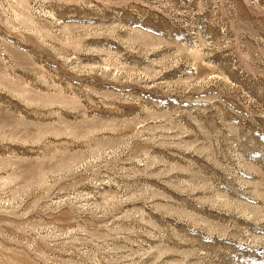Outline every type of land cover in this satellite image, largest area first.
I'll return each mask as SVG.
<instances>
[{
    "label": "rangeland",
    "instance_id": "obj_1",
    "mask_svg": "<svg viewBox=\"0 0 264 264\" xmlns=\"http://www.w3.org/2000/svg\"><path fill=\"white\" fill-rule=\"evenodd\" d=\"M0 264H264V0H0Z\"/></svg>",
    "mask_w": 264,
    "mask_h": 264
}]
</instances>
